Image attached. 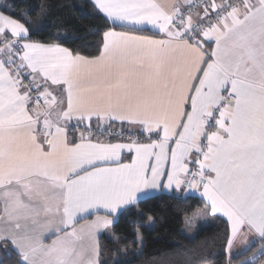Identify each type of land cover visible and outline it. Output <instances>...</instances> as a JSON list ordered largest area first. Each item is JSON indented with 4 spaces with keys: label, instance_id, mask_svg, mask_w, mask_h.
Instances as JSON below:
<instances>
[{
    "label": "snow or ice",
    "instance_id": "1",
    "mask_svg": "<svg viewBox=\"0 0 264 264\" xmlns=\"http://www.w3.org/2000/svg\"><path fill=\"white\" fill-rule=\"evenodd\" d=\"M90 3L85 56L0 0V264H107L101 231L165 192L226 218L223 264H264V0Z\"/></svg>",
    "mask_w": 264,
    "mask_h": 264
},
{
    "label": "trees",
    "instance_id": "2",
    "mask_svg": "<svg viewBox=\"0 0 264 264\" xmlns=\"http://www.w3.org/2000/svg\"><path fill=\"white\" fill-rule=\"evenodd\" d=\"M17 17L27 16L34 21L33 38L58 40L85 56L96 55V41L107 26L102 14H96L90 0H6ZM89 32L95 35H87ZM87 36V46L75 37ZM204 205L198 195L185 199L174 194L157 193L152 198L138 204L136 208L145 213L144 217L133 210L122 216L113 225L114 239L106 232L99 235L101 261L107 264H223L225 221L223 216H215L207 225L197 229L194 235L183 230L185 217H193L194 211ZM151 217V221L148 220ZM154 224L152 229L142 224ZM143 236L142 245L132 243L133 231ZM254 244L251 257L258 251ZM136 250L135 252L133 250ZM244 258V257H241ZM235 264V260H234Z\"/></svg>",
    "mask_w": 264,
    "mask_h": 264
},
{
    "label": "rangeland",
    "instance_id": "3",
    "mask_svg": "<svg viewBox=\"0 0 264 264\" xmlns=\"http://www.w3.org/2000/svg\"><path fill=\"white\" fill-rule=\"evenodd\" d=\"M203 208L198 207L196 210H202ZM209 214L208 213H202L201 215L198 216V218L192 219L191 223H187V219L191 218V216L187 215L185 217V222L183 226L184 232H186L189 235H194L197 229L201 226L207 225L209 223ZM113 226H110L107 229H104L102 232H106L110 237H114V232H113ZM101 232V233H102ZM100 233V234H101ZM99 241V237H98Z\"/></svg>",
    "mask_w": 264,
    "mask_h": 264
},
{
    "label": "crops",
    "instance_id": "4",
    "mask_svg": "<svg viewBox=\"0 0 264 264\" xmlns=\"http://www.w3.org/2000/svg\"><path fill=\"white\" fill-rule=\"evenodd\" d=\"M160 2L161 3H168V2H170V0H160ZM119 30V29H118ZM32 39L33 40H37V41H40V42H53V43H60L62 46H64V47H68V46H66L65 44H63L62 42H60V41H58V40H41V39H37V38H33L32 37ZM83 55V54H82ZM153 138H155V137H153ZM143 139V138H142ZM144 142H147V140H144ZM124 162H130L128 159H125L124 160ZM196 195H198V196H200L199 195V193H196ZM201 208H204V205L203 206H201ZM101 214H103V213H101ZM219 216H223L222 214H218ZM210 217H209V223L214 219V217L215 216H217V215H209ZM92 218H94V217H89V219H92ZM196 218H198V216L196 217ZM225 218V217H224ZM81 223H83V221H81ZM102 231H104V230H102ZM101 231V232H102ZM100 235V234H99ZM99 235H98V237H99ZM55 237L54 236H51V234L50 233H46L45 234V236H44V242L45 243H50L51 242V239H54ZM248 239H249V241H251L252 240V237H248ZM243 247H245V245L244 244H237L236 246H234V251L237 249V248H243Z\"/></svg>",
    "mask_w": 264,
    "mask_h": 264
}]
</instances>
